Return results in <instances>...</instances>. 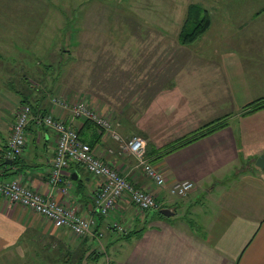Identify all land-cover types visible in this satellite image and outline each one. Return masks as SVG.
<instances>
[{
    "label": "crops",
    "instance_id": "obj_1",
    "mask_svg": "<svg viewBox=\"0 0 264 264\" xmlns=\"http://www.w3.org/2000/svg\"><path fill=\"white\" fill-rule=\"evenodd\" d=\"M263 9L244 16L240 24L242 29L251 24L253 28L257 27L258 18L264 22ZM6 52L13 53V47L7 51L0 44V180L22 177L26 185L42 196L53 198L65 207H76L80 215L94 218L96 224L92 234L81 238L67 228L56 227L34 211L0 197V257L25 255L34 263L36 259H42L45 264H50L49 256L59 255L64 263L69 258L77 262L91 255L94 246L101 242L95 236V232L100 230L107 243L106 254L102 253L107 264H264V169L256 166L258 157L264 153V143L246 145L248 141H245L241 129L238 127L234 130L231 125L233 120L230 119L225 128L160 158L154 165L164 169L168 186L184 181L196 185L186 197L175 198L169 195L166 187L158 188L146 178L135 165L133 157L123 155L117 158L118 153L112 155L107 152L117 143L108 133L100 131L102 136L96 148L104 161L128 176L137 187L154 193L162 203L161 209L170 208L174 212L169 217H161L153 211L140 215L133 204L122 199L116 212L104 218L95 213L93 206L92 193L99 179L89 173L85 166L72 165L66 171L63 182L50 189L47 177L55 149V136L51 130L40 129L35 122L30 123L23 155L15 162L8 163L6 145L12 133L16 110L22 101L28 100L47 112H54V109L46 104L47 97L41 95L37 98L32 90H22L21 82L29 81L30 71L27 66L21 65L18 55L15 59V55H7ZM220 63L223 65L222 61ZM224 65V76L219 80L226 85L228 97L237 102V111L246 104L264 98V94L260 96L252 92L243 66ZM261 79L257 82L260 83ZM210 82L200 80L201 88L193 77L180 76L177 79L176 140L216 120L207 117L208 112L201 110L198 115H204L207 120L202 119L196 124V114L192 112L195 108L197 110L196 101L202 93H208L206 101H216L218 104L217 93L213 89H205ZM162 89L160 87V92ZM161 96L162 93L152 97V104H158ZM99 110L100 115L106 116L108 109L104 104ZM117 114L115 111V124L118 125L115 128L123 133H144L153 128L151 124L158 127L165 125L163 121L150 120L148 127H145V121L140 120L132 127L134 122L131 119H117ZM82 120L77 119L74 123L78 130ZM164 129L155 128L152 131L162 132ZM221 162L223 165H233L232 175L220 178L216 174L220 171ZM112 222L127 229L126 236H132L124 239L123 233L111 230ZM137 231V234H133ZM99 261L97 259L96 263Z\"/></svg>",
    "mask_w": 264,
    "mask_h": 264
},
{
    "label": "rangeland",
    "instance_id": "obj_2",
    "mask_svg": "<svg viewBox=\"0 0 264 264\" xmlns=\"http://www.w3.org/2000/svg\"><path fill=\"white\" fill-rule=\"evenodd\" d=\"M191 6L195 7L197 16L192 18L194 24L208 16L211 25L194 42L184 44L181 36L188 28ZM262 7L264 0H0V44L7 51L13 47L14 52L6 54L15 55V59L18 55L21 65L28 67L29 81L21 82V88L32 90L37 98L47 97L46 104L54 109L48 113L62 112L59 101L65 100L66 108L71 111L78 102H85L98 112L104 104L114 129L118 127L115 111L117 119H131L132 127L140 120L145 121V127L150 120L163 121L166 126L151 124L152 129L165 127L162 132L152 129L144 133H123L117 129L116 132L126 139L143 137L147 149L154 147L153 143L165 148L176 140V81L180 76H190L201 88L200 80H211L204 88L213 89L218 96V104L206 101L208 93L198 98L197 110L192 111L196 114V124L207 120L204 115H198L201 110L212 119H231L234 130L239 127L244 134L246 145L258 146L264 143V109L244 117L248 104L237 111V102L228 97L226 85L219 79H223L224 64L225 67L239 64L250 79L252 92L263 96L264 22L258 18L255 28L253 24L243 29L240 26L244 16ZM157 92L159 96L163 94L157 101L160 107L156 102L152 104ZM74 128L77 129V124ZM109 136L117 143L112 148L119 154L120 142L110 133ZM123 155L126 156L122 153L117 158ZM137 163L135 159L136 166ZM219 167L216 174L220 178L232 175L231 163L221 162ZM159 169L165 176L164 169ZM137 210L140 215L150 212ZM114 224L109 227L111 230L128 232L120 224L118 227ZM95 236L101 242L83 260L72 262L69 258L64 263L59 255H51L50 264L53 261L54 264H97V259H100L98 264H107L102 255L107 243L100 230ZM35 263L45 264L42 259H36ZM35 263L25 255L0 257V264Z\"/></svg>",
    "mask_w": 264,
    "mask_h": 264
},
{
    "label": "built area",
    "instance_id": "obj_3",
    "mask_svg": "<svg viewBox=\"0 0 264 264\" xmlns=\"http://www.w3.org/2000/svg\"><path fill=\"white\" fill-rule=\"evenodd\" d=\"M59 103L64 110L57 115L34 116L30 106L21 105L16 110L12 133L5 152L6 159L12 162L23 155L28 143L27 130L32 119L38 127L51 130L55 136V149L47 177L50 189L63 182L66 171L72 165L80 164L99 179V184L92 193L96 214L109 217L118 209L119 201L122 199L128 200L141 211L157 210L162 207V203L154 193L137 187L128 176L105 162L97 148H92L80 138L78 131L74 128V122L81 118L91 121L102 132L110 133L120 142L119 154L124 153L136 159L137 167L144 172L146 178L158 188L166 187L170 196L183 198L196 188L195 183L191 181L168 186L163 171L154 166L146 156L147 141L143 137L133 136L129 139L122 137L113 128L109 117L100 115L96 109L90 108L85 102H78L72 111L66 108L68 104L65 100H60ZM107 152L115 154L113 148L108 149ZM0 197L9 203L20 204L34 211L51 221L56 227L67 228L81 238L90 235L96 224L94 218L80 215L76 207H65L53 198L42 196L37 190L26 185L22 177L10 181L0 180ZM113 226L118 227L117 223Z\"/></svg>",
    "mask_w": 264,
    "mask_h": 264
},
{
    "label": "trees",
    "instance_id": "obj_4",
    "mask_svg": "<svg viewBox=\"0 0 264 264\" xmlns=\"http://www.w3.org/2000/svg\"><path fill=\"white\" fill-rule=\"evenodd\" d=\"M194 8L195 7L191 6L189 9L188 28L182 33V36H181L182 42L184 44H190V43L194 42L200 35L205 33L211 25V21H210L208 16L199 20L198 23L194 24L193 20L195 17H197V16H195L196 13H195ZM193 11H194V13H193ZM192 18H193V20H192ZM193 25L195 27L193 29H191V26H193ZM31 104L28 100L24 99L22 101L21 105L30 106V108L32 109V112H33L32 115H34V116L39 115V114H43V115L44 114H51V113H48L46 109L42 110V109H39L38 106L31 105ZM262 109H264V99L255 100V101H253L247 105L246 110L243 113V116L246 117V116L251 115V114H253L257 111H260ZM32 122H35V120L32 119V121H30V123H32ZM81 124H82L81 128L79 130L76 129L78 131L80 138L83 141L87 142L92 148H95L97 143L101 140V136H102V133H100L101 130L99 129V127L97 125H95L94 123H92L89 120H83L81 122ZM227 125H228L227 120H223V118L217 119V120L212 121L211 123L199 128V129H197L196 131L173 141L172 143L167 145L165 148L157 149L153 146H150L151 148L147 149V155L146 156L150 159V162L152 164H154L157 161H159L160 158H163L164 156H167L168 154H171V153L175 152L176 150L183 148L189 144H192L193 142H196V141L200 140L201 138L209 136V135L213 134L214 132L225 128ZM40 129H45V128L40 127ZM157 153H159L160 155H156ZM13 162H15V161H13ZM160 210L161 209H157V213L159 214V216L163 217V215L160 213ZM104 218H106V217H104ZM138 232L139 231H137L133 234H137ZM127 236L125 234H123L124 239L130 238L132 236V234H128Z\"/></svg>",
    "mask_w": 264,
    "mask_h": 264
},
{
    "label": "water",
    "instance_id": "obj_5",
    "mask_svg": "<svg viewBox=\"0 0 264 264\" xmlns=\"http://www.w3.org/2000/svg\"><path fill=\"white\" fill-rule=\"evenodd\" d=\"M11 162L12 161L10 160L8 161V163H11ZM256 166L260 168L261 170L264 169V153L258 157L256 161ZM160 213L167 217L174 215V212L170 208H162L160 210Z\"/></svg>",
    "mask_w": 264,
    "mask_h": 264
}]
</instances>
